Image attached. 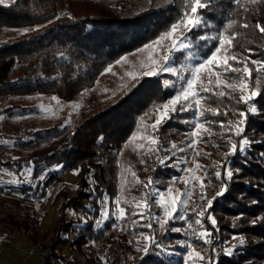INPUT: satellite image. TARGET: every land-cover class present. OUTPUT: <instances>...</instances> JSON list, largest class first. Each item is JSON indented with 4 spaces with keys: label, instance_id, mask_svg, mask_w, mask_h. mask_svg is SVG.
<instances>
[{
    "label": "trees",
    "instance_id": "obj_1",
    "mask_svg": "<svg viewBox=\"0 0 264 264\" xmlns=\"http://www.w3.org/2000/svg\"><path fill=\"white\" fill-rule=\"evenodd\" d=\"M192 3L194 0H188L187 5L185 0H15L0 4V27L14 29V35L0 43V98L17 101L21 96L44 95L71 103L95 93L98 80L107 69L124 55L171 31V25L182 18ZM201 3L207 5L197 9L202 26L191 31L181 27L173 34L178 43L181 33L189 37L184 41L187 47L168 51L169 62L178 69L177 74L136 76L109 100L97 97L96 92L89 109H82L72 122L32 126L12 134V150L19 155L16 160L0 159V171L22 180L20 186H10L19 198L23 196L27 203L39 202L63 181L64 174L77 177L72 191L62 185L54 194L51 203L58 214L49 230L40 232L41 218L34 212L25 213L22 220L11 213L0 218L1 226L12 233L27 234L33 245L42 241L39 245L45 264L66 262L74 253L81 256L82 264H209V258L212 264H264V70L259 74L253 71L247 81L248 92H260L250 101L257 109L254 113L247 112L248 106L238 102L241 93L225 83L212 89L225 93L224 96L212 95V91L201 93L208 100L204 101L206 114L199 120L211 124V131H206L208 136H201L210 151L202 153L210 154L206 160L213 162L212 170L204 172L203 183L216 180L221 186L226 185L223 195L207 196L215 199L203 218L196 212L206 205V200H193L175 214L183 213L187 219H168L159 232L158 211L154 213L153 207L137 208L141 198L148 203L152 197L157 198L158 190L181 173L177 167L182 166L184 156L188 157L189 139L178 140V135L192 129L193 118L191 111L179 110L180 104L154 130L158 138L154 156L151 154L145 160L143 172L130 166V177L135 173L139 181L147 183L151 179L152 183L145 188L143 183H137V178L128 186L125 181L127 162L123 154L140 116L153 104L168 101L184 86L187 69L210 54L218 37L233 38L227 55L248 60L249 68H254L251 60L264 64V33L257 27H264V0ZM24 29L28 31L25 33ZM232 75L245 74L221 77L226 84H236L238 88L239 81L229 78ZM167 81H173L175 86H169ZM202 81L208 84L207 77ZM232 95L236 99L230 101ZM216 110L221 114L214 115ZM7 111L11 113L10 107ZM240 112L246 113L240 135H235V130H229L227 125L220 127L221 120L239 123ZM20 113L15 111L14 116L20 117ZM243 139L250 143L243 144ZM223 143L226 147L220 148ZM232 143L237 145V151L229 154ZM173 144L177 147L172 148ZM177 156L182 157L178 162ZM221 165L232 170L231 179ZM24 169L31 170L29 182L21 176ZM217 171L221 172L219 178L215 176ZM208 185L207 182L205 188ZM117 198L118 206L125 209L124 218L117 213ZM7 200L21 204L15 197ZM105 205L108 215L98 226ZM137 211L145 212V218L132 215ZM70 212L78 213L80 218L72 219ZM208 214L216 220L214 227L208 222ZM196 219H201L202 225H197ZM148 223L150 228L146 227ZM205 230L219 237L221 252L212 253L198 238V233ZM144 236L153 239L145 240ZM192 245L205 251L204 260L188 258ZM65 248L71 252L69 257L64 254ZM229 248L233 250L231 255L226 251Z\"/></svg>",
    "mask_w": 264,
    "mask_h": 264
},
{
    "label": "rangeland",
    "instance_id": "obj_2",
    "mask_svg": "<svg viewBox=\"0 0 264 264\" xmlns=\"http://www.w3.org/2000/svg\"><path fill=\"white\" fill-rule=\"evenodd\" d=\"M12 1L13 0H5V4L11 3ZM13 32L14 29H10L9 27H0V43L12 37L14 35ZM172 39L174 38L171 37L169 39H165L161 41L159 45H156L154 42H152L153 49L151 50L145 48L144 51H140V49L144 48L143 46L132 53L124 55L121 59H119V61H117L109 69H107L98 80L99 82L95 87V91L97 92V94H99L97 95V97L109 100L111 99V96H114L116 93L125 88V86L133 77L144 75V73L146 71H149L150 69H154L156 72H161L160 67H158L157 65H164L165 62L160 60V57L164 56L165 54L169 55L168 51L172 48ZM153 61H156L157 63L154 64ZM190 64L191 63H189L188 66ZM195 66L197 65H191V67ZM205 77H207L206 74L201 77V80ZM188 78L189 75L187 74L185 79ZM227 82H230V80H228ZM166 83L169 86H175L173 81H167ZM199 86L200 85L198 82L197 88H199ZM237 91L240 93L239 90ZM250 92L251 90L249 92L247 91L245 95L250 94ZM95 93L90 92V94L88 95L85 94L71 103L61 102L57 98H45L44 95L21 96L17 101L15 99L9 101L10 98H0V159L5 161L16 160L18 158L19 153L13 152L12 150V134L20 133L23 129H30L32 126L44 127L50 126L51 124L72 122L76 117H78L82 109H89L90 100L95 99H92ZM232 98L236 99L235 96L232 95L230 96L229 100L231 101ZM166 102L156 103L148 108L146 112L140 116L139 123L135 129V132L127 141L125 153L123 154L124 160L127 162L125 164V181L127 182V186L136 181L137 178V176H129L130 170L132 169L130 168V166H134L136 168L138 167V169L142 170L141 172H143L147 165V163H145V160L148 159L150 157L149 155L151 154L152 156H154V150H150L148 141L145 139H140V137L151 136L153 134L154 130L151 128V125L155 124L157 116L164 111L163 104ZM177 105H175V108L177 107ZM8 107H10L11 115L8 111L6 112ZM195 107L196 105L193 104V108ZM200 108L203 111L204 109H206L204 101L201 102ZM15 111L21 112V116H14ZM171 112L172 110L169 109L167 113L168 117ZM238 112L239 111H237L235 114H237ZM205 114L206 111H204V115ZM141 118H143V120ZM199 119L200 116H197L191 123L192 129L180 133L178 135V140H182L183 138H188L189 141L192 140L191 133L193 130V125L197 122H202ZM165 120H167V118L164 119L162 123ZM190 120L191 118L189 119V121ZM199 131L200 136H208V132H206L204 129H200ZM133 136H136L137 139L132 140ZM189 141L187 142L188 146ZM141 143L145 144V149L135 150L136 146ZM226 145V143L219 144V147L225 148ZM154 146L155 145H151V149H154ZM208 148L209 146L203 143V138L198 141H194L193 146L190 147L187 153L188 157L184 156L181 160L182 166L177 167L178 170L180 169L181 173L176 175V177L169 179L164 189H159L158 192L164 191L166 193V190L170 187L173 188V196L176 195L177 191H179L180 193L189 192V196L181 197L184 201H186L187 205L193 200L201 199L202 193L206 196L211 197L213 195H216V193L219 192L222 187L216 180H206V183L208 182L209 185L204 189L200 188V184L197 181L191 191H189L184 182L190 176V173L187 172L186 169L194 168L197 163L202 165L205 169L196 172V175L201 178L205 177L204 172H209L212 170L213 162H207L206 155H197L198 152L202 153L203 150L207 152L210 151ZM181 156H177L176 162H178L179 157ZM21 176L26 178V182H29L31 179V170H22ZM76 181L77 177L75 174L66 173L63 175V181L53 186L52 190L48 193V197L42 199L39 202L27 203L28 201L22 199L23 196L19 198L18 195L10 191V186H20L22 184V180L19 179L17 175L0 171V218L5 213H11L18 216L22 220L25 213L34 212L41 218V224L39 226L40 232H45L52 227L55 217L58 214L56 207L51 203L57 189L63 185L70 191H72L75 188ZM8 197H15L18 200H21V204L18 205L11 200L8 201ZM126 197L128 198V196ZM165 199H168L167 193L165 195ZM107 208L108 207L105 205L103 210L104 215L99 220L98 226H101L103 221L106 219V216L108 215ZM117 208H119L118 205ZM184 208L186 207L178 205V212H180ZM152 211L154 213L158 211L157 217L160 221L166 219L163 210L159 205L153 207ZM105 213H107V215H105ZM69 216L74 220H78L80 218V215L76 212H70ZM211 218H214L213 214L211 215ZM158 224L159 227H157V229L159 230V232H161L164 224ZM1 243H3V246H6L3 247L4 254L2 253V256L4 260H6V262H15L17 264H45L44 251L41 250L39 245L42 243V241H40L39 244L35 246L27 238V234L12 233L11 231H9L8 227L0 225V245H2ZM193 249L195 250V252H198L202 256H204L205 251L202 248L192 245L191 251ZM70 253L71 252L69 251V249H64V254L67 257L70 256ZM71 255L73 258H69L66 262L54 261L53 264H82V262L80 261L81 256L79 254L74 253ZM192 258L196 257L193 256Z\"/></svg>",
    "mask_w": 264,
    "mask_h": 264
},
{
    "label": "snow or ice",
    "instance_id": "obj_3",
    "mask_svg": "<svg viewBox=\"0 0 264 264\" xmlns=\"http://www.w3.org/2000/svg\"><path fill=\"white\" fill-rule=\"evenodd\" d=\"M15 2V0H13ZM188 0H185V4L187 5ZM0 4H5V0H0ZM207 7L206 4L201 3V0H194V3H192L190 9L185 10L182 13V18L179 19L176 23L171 25V31L164 33L161 35L154 43L156 45H159L161 41L165 39H169L173 37V34L177 33L178 29L181 27L185 28L187 31H191L193 28L199 29L202 24H203V19L202 16L197 15V9L198 8H203ZM232 25L229 24L228 28H231ZM244 27H248L247 24L244 25ZM257 27L260 32L264 33V27H259V24H257ZM23 32H27L28 29L22 30ZM189 37L184 35L183 33L180 34L179 38V43L177 39H172L171 40V51L177 52L181 48L187 47V45L184 43L185 40H188ZM233 38L229 37L228 35H221L220 37L217 38V46L211 50L210 54L207 56H204L202 59H200L197 62V66L191 67L187 69L189 78L185 79L183 81V87L176 93L174 94L173 98H170L166 103L163 104V109L164 111L161 112L155 121V124L151 125V128L153 130H158V126L162 123V121L168 117L167 113L168 110L171 109L173 112L176 111L175 105L178 103L180 104L179 110L181 112L184 111H191L192 112V118L195 120L197 116L203 117L204 116V111L201 110L200 105L202 101L207 102L208 97L205 95H201V93H208L212 91V89L216 88L219 86L221 83H225L226 87L231 88L233 91L239 90L241 95H240V100L238 102H243L246 104L247 107V112L249 113H254L257 111L255 106L250 103V101L253 100L254 97H257L260 95V92L258 90H253L250 92V94L245 95V93L248 91V83L247 81L251 79L253 71H255L257 74L260 73L261 70H264V64H260L259 62L255 60H251L250 62L254 65V68H249L248 67V60L241 61L238 59L236 56H229L227 55L226 49L227 47L231 46V41ZM153 49V43H149L144 46V48L140 49V51H144V49ZM222 49H225V52H221ZM160 60L164 61V65L160 66L161 72H167V73H172V74H177L178 69L169 62V56L165 54L164 56L160 57ZM229 60H232L234 63L230 64ZM153 63H157L156 61H153ZM179 71H184V69H180ZM244 73L245 75H232L229 78L231 79H236L239 81V87L237 88L236 84H226V82L221 80L222 76H229V73L232 74H237V73ZM201 73H205L207 76V81L208 84L205 85L203 81L201 80ZM156 71L154 69H150L149 71H146L144 73L145 76H153L156 75ZM133 79H137V77H133ZM199 82V88H197V84ZM259 80H256V85L258 86ZM212 95H218V96H224L225 93L223 92H215L212 91ZM55 99V98H54ZM193 104L196 105L195 108H193ZM214 115H219L221 114L219 110H216ZM224 115H227V113H223ZM240 117L242 119L239 121V123H233L231 121H219V125L221 128H224L225 125H227L229 130L234 129L235 130V135H240L243 131L242 125L244 123V117L246 116L245 112H240L239 113ZM143 120V118H141ZM200 129H204L205 131H211V124L208 121H203V122H197L193 125V130H192V140L189 141V147L193 146L194 141H198L202 139L200 136ZM137 137L133 136L132 140H136ZM140 139H145L149 143V148L150 150H155L151 149V145H155L157 143V137L155 136V132L153 131V134L151 136H142ZM229 140H231V135L228 137ZM243 144L247 145L250 143L249 140L243 139L242 141ZM177 146L175 144L172 145V148H176ZM139 149H145V144L141 143L136 146L135 150ZM241 151L243 150L242 148L240 149ZM237 151V145L232 143L230 144V153L229 154H234ZM197 155H210L207 153H200L198 152ZM163 163V161H161ZM221 167H224L225 169V175L228 179H231L233 173L232 170L227 168L226 165H221ZM205 170L202 165L197 163L194 168L192 169H186L187 172L190 173L189 178L184 181L187 188L189 191L193 188L194 184L198 181L200 184V188L204 189L206 186L203 183V179L199 176L196 175L197 171ZM78 174V173H77ZM135 177V173L132 174ZM215 176L219 178L221 176V172L217 171L215 172ZM137 183H143V186L147 188L151 183V179L147 183H144L142 181H139L137 178ZM226 191V185L221 187V190L216 193V196H221L224 194ZM167 193L168 199H165V195ZM166 193L164 191H160L157 193L158 199L154 196L151 199V203H148L145 198H141V202L137 204V208H144V209H150L152 207H155L159 205L164 213V216L166 217L165 220L160 221L157 218V222L163 224H166L168 222V219H187V217L181 213L179 216L175 215L178 212V205L187 207L186 201H184L181 197L183 196H189V192H184L180 193L179 191L176 192V195L173 196V188H168L166 190ZM201 199L206 200V205L201 207L198 212H196V215L200 218H203L208 211V208L212 206V201L215 199L213 197L212 199H208L205 194H201ZM115 205L120 204V199L117 198L114 201ZM117 212L121 218L125 217V209L122 207L117 208ZM107 215V213H105ZM133 216H139L141 219L145 218L146 213L143 211H137L132 213ZM209 219L211 220V224L213 226L216 225V220L214 218H211V215L209 214ZM264 219V218H261ZM137 221H134L136 223ZM195 223L197 225H202V220L201 219H196ZM252 223H255V221H252ZM151 223H148L146 227H151ZM189 228H191V224L188 225ZM174 231L179 232L180 229H172ZM212 235V233L208 230L201 231L198 233V238L204 240L205 243L209 242L208 238ZM145 240L153 239L150 236H144L142 237ZM244 241L241 240L240 244H243ZM188 248H191V245H187ZM145 251H147V248H145ZM228 255L232 254V248H229L226 250ZM189 259L191 260L193 256L198 258L199 260H204V256H202L200 253L195 252L193 249L191 252H188ZM209 264H212V258H209Z\"/></svg>",
    "mask_w": 264,
    "mask_h": 264
},
{
    "label": "built area",
    "instance_id": "obj_4",
    "mask_svg": "<svg viewBox=\"0 0 264 264\" xmlns=\"http://www.w3.org/2000/svg\"><path fill=\"white\" fill-rule=\"evenodd\" d=\"M208 222L211 224V220L209 218H208ZM211 226L214 227L212 224H211ZM215 232L218 234L217 228H216ZM211 233H212V235L208 238L209 242H207L206 245H207V248L209 251H211L214 254H217V253L221 252V250H222V243H221V241L217 235H215L213 232H211ZM6 264H17V263L8 262Z\"/></svg>",
    "mask_w": 264,
    "mask_h": 264
},
{
    "label": "crops",
    "instance_id": "obj_5",
    "mask_svg": "<svg viewBox=\"0 0 264 264\" xmlns=\"http://www.w3.org/2000/svg\"><path fill=\"white\" fill-rule=\"evenodd\" d=\"M1 244L2 245H0V264H6L9 261L6 262V260H4V258L2 256V253L4 254L3 247H6V246H3V243H1Z\"/></svg>",
    "mask_w": 264,
    "mask_h": 264
}]
</instances>
